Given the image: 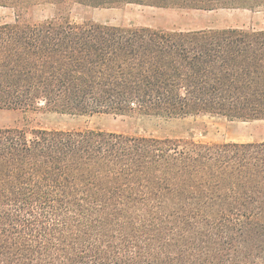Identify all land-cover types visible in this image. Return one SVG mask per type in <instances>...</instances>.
Listing matches in <instances>:
<instances>
[{
	"label": "trees",
	"instance_id": "16d2710c",
	"mask_svg": "<svg viewBox=\"0 0 264 264\" xmlns=\"http://www.w3.org/2000/svg\"><path fill=\"white\" fill-rule=\"evenodd\" d=\"M62 7L264 0H0V110L264 120V29L165 30ZM0 264H264V142L0 128Z\"/></svg>",
	"mask_w": 264,
	"mask_h": 264
},
{
	"label": "rangeland",
	"instance_id": "374dc122",
	"mask_svg": "<svg viewBox=\"0 0 264 264\" xmlns=\"http://www.w3.org/2000/svg\"><path fill=\"white\" fill-rule=\"evenodd\" d=\"M65 17L71 23L92 21L115 26H145L165 30L264 29V6L197 10L125 3L95 7L72 2L61 9L48 1L34 5L22 20L41 23ZM14 11L0 6V25L13 23ZM0 128L63 131L98 130L132 136L172 138L207 143L264 142V120H228L209 114L164 118L139 113L82 114L42 110H0Z\"/></svg>",
	"mask_w": 264,
	"mask_h": 264
}]
</instances>
